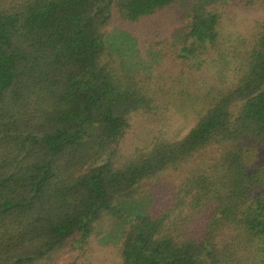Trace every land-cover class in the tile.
Returning a JSON list of instances; mask_svg holds the SVG:
<instances>
[{"label":"trees","instance_id":"obj_1","mask_svg":"<svg viewBox=\"0 0 264 264\" xmlns=\"http://www.w3.org/2000/svg\"><path fill=\"white\" fill-rule=\"evenodd\" d=\"M115 23L135 63L109 49ZM136 116L151 130L123 148ZM65 254L264 264V0H0V264Z\"/></svg>","mask_w":264,"mask_h":264},{"label":"rangeland","instance_id":"obj_2","mask_svg":"<svg viewBox=\"0 0 264 264\" xmlns=\"http://www.w3.org/2000/svg\"><path fill=\"white\" fill-rule=\"evenodd\" d=\"M188 2V1H187ZM187 2H185V6H187ZM250 16H246L245 19H242V17H237L236 19L240 22V24L245 27L247 26L249 22ZM123 26L119 25L118 23H115L110 29H108V32L105 35L106 43L111 51L126 64L135 63V61L139 60V53L138 50H136L133 45L132 41H134L127 30H124ZM171 33H174L177 40H181L182 36V27L180 24L174 25L171 28ZM133 48H132V47ZM131 47V48H130ZM142 57V56H141ZM153 56H150L145 59V62L149 63L152 67L157 69V72L160 73V77L165 80V82H168V85L170 86L171 93L174 91H178L181 89L179 82L177 81L178 76L176 74H170V71L165 70L163 67L164 63L161 61L152 62ZM158 63L160 67H158ZM186 76V75H185ZM217 75L215 74L214 70L208 66L202 68L198 71H193L188 73V77L192 80L201 82L203 85L208 84L209 81H211L213 78L215 79ZM218 80V79H217ZM190 85V83H189ZM197 87V86H196ZM194 90V89H193ZM169 91V89H168ZM193 103H188V105H185L187 111L183 112H192ZM196 105V104H195ZM195 107V106H194ZM182 112V113H183ZM190 114V113H189ZM133 122L136 124L133 128L129 130L126 136V144L123 148H131L133 145V140L137 139V141H142L144 139L145 134L149 133L151 130L149 128V121L146 118L136 116V118H133ZM186 123L184 121L180 120L175 126H185ZM148 127V128H147ZM144 128H147L144 130ZM136 137V138H134ZM259 153L256 151H253L250 154V159H256L258 157ZM108 241V242H106ZM114 241L108 236H97L95 240H93L94 247L100 251L99 257H103L102 255L104 253L109 252V250L113 249ZM69 260V254H65L62 256L57 262L54 264H61V262H66Z\"/></svg>","mask_w":264,"mask_h":264}]
</instances>
